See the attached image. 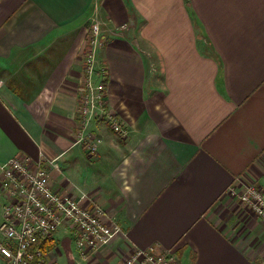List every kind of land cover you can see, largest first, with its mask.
<instances>
[{
    "label": "crops",
    "instance_id": "1",
    "mask_svg": "<svg viewBox=\"0 0 264 264\" xmlns=\"http://www.w3.org/2000/svg\"><path fill=\"white\" fill-rule=\"evenodd\" d=\"M94 23L128 134L93 121L92 157L77 139ZM11 158L42 162L54 190L125 232L82 257L65 225L46 264H121L151 245L182 264H264V223L230 195L264 188V0H0V164ZM5 203L0 187V223Z\"/></svg>",
    "mask_w": 264,
    "mask_h": 264
},
{
    "label": "built area",
    "instance_id": "2",
    "mask_svg": "<svg viewBox=\"0 0 264 264\" xmlns=\"http://www.w3.org/2000/svg\"><path fill=\"white\" fill-rule=\"evenodd\" d=\"M106 36L98 23L90 29L83 57L84 72L80 91L78 117L80 130L77 142H83L89 156H96L100 138L88 131L93 121H102L122 137L128 130L116 114L107 108L108 66L99 58ZM52 163H54L52 161ZM0 187L6 203L0 223V255L13 264H46L42 244L65 225L74 232L75 244L82 257H88L102 247L125 235L116 222L108 223L102 207L88 208L82 198L60 194L50 183V173L42 162L34 169L21 158H11L0 164ZM231 196L247 204L264 223V188L253 183L232 187ZM121 264H182L177 249L157 245L135 247Z\"/></svg>",
    "mask_w": 264,
    "mask_h": 264
},
{
    "label": "rangeland",
    "instance_id": "3",
    "mask_svg": "<svg viewBox=\"0 0 264 264\" xmlns=\"http://www.w3.org/2000/svg\"><path fill=\"white\" fill-rule=\"evenodd\" d=\"M90 37V29L89 30H87V32H86V44H87V39ZM87 47V46H86ZM86 49V48H85ZM233 197V196H232ZM233 198H237L238 199V197L237 196H234Z\"/></svg>",
    "mask_w": 264,
    "mask_h": 264
},
{
    "label": "trees",
    "instance_id": "4",
    "mask_svg": "<svg viewBox=\"0 0 264 264\" xmlns=\"http://www.w3.org/2000/svg\"><path fill=\"white\" fill-rule=\"evenodd\" d=\"M45 243V242H44ZM44 243L42 244V246L44 245Z\"/></svg>",
    "mask_w": 264,
    "mask_h": 264
}]
</instances>
